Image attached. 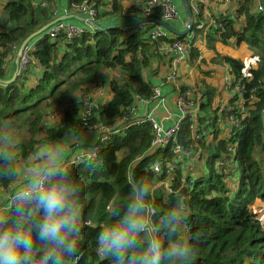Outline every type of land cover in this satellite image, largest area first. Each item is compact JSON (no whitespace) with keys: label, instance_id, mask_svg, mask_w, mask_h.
<instances>
[{"label":"trees","instance_id":"obj_1","mask_svg":"<svg viewBox=\"0 0 264 264\" xmlns=\"http://www.w3.org/2000/svg\"><path fill=\"white\" fill-rule=\"evenodd\" d=\"M39 1L45 6H32L29 0H0V81L10 79L4 66L21 41L53 19L55 1L65 3L73 12L83 2L93 3L94 23L103 26L117 21L121 26V22L138 18L136 3L145 0ZM222 2L229 6L210 15L214 26L195 29L203 22L199 5L185 34L154 42L146 37L147 31L126 34L119 25L93 29L70 41L62 36L50 40L41 33L30 41L27 52L38 68L37 76L26 64L12 82H0V158L13 156L16 170L14 180L0 181L2 197L1 190L17 180L20 167L36 166L41 150L74 133L80 123L79 103L91 88L104 85L108 101L92 111L90 122L111 127L137 98H149L152 79L162 77L170 61L162 51L164 45L172 40L187 44L184 64L189 67L199 58L194 70L203 77L194 82L200 96L194 117L185 115L175 135L176 143L188 151L181 162L173 159L169 144L148 151L150 127L141 124L111 135L96 160H67L60 166L81 182L86 200L84 222H90L84 226L83 254L76 264H109L95 254L96 234L109 220L107 207L126 195L130 172L143 175L154 185L167 181V165L171 167L168 183L173 193L159 187L155 198L161 209H166L175 198L188 197L191 226L202 235L197 264H264V220L251 208L255 201L264 203V12L257 10L255 0ZM154 18L158 19L157 13ZM216 45H245L254 65L249 60L245 69L241 60L218 53ZM206 60L225 68L229 80L224 86L227 89L228 82L233 90L225 103L215 107L217 85L204 81L212 73L202 69ZM103 73L111 77L103 78ZM70 98L73 107L64 110L59 123L43 128L44 117ZM202 131L206 133L203 137L199 135ZM229 147L232 153L227 151ZM186 161L188 167H182ZM155 163L159 173L151 169ZM217 163L221 165L218 168Z\"/></svg>","mask_w":264,"mask_h":264},{"label":"clouds","instance_id":"obj_2","mask_svg":"<svg viewBox=\"0 0 264 264\" xmlns=\"http://www.w3.org/2000/svg\"><path fill=\"white\" fill-rule=\"evenodd\" d=\"M0 159V181L14 180V157ZM127 184L124 198L108 206L96 256L109 264H197L202 235L191 226L188 197L161 209L148 178L132 171ZM85 206L83 186L68 170L50 164L31 171L0 206V264H76Z\"/></svg>","mask_w":264,"mask_h":264},{"label":"built area","instance_id":"obj_3","mask_svg":"<svg viewBox=\"0 0 264 264\" xmlns=\"http://www.w3.org/2000/svg\"><path fill=\"white\" fill-rule=\"evenodd\" d=\"M29 2L32 6H45V3L40 2L39 0H29ZM186 3L189 7L191 16L197 15L199 12L198 6L201 5L202 0H186ZM136 5L139 7L140 17L137 19H131L126 24L121 25L120 30L126 34L132 32L147 31L145 34L146 37L153 42L158 40H164L165 38H167V31L163 29L160 25H158L155 21L158 20L169 24L170 22L179 19L178 11L176 10L172 0H145L142 3H136ZM256 8L258 11H263L259 3H257ZM73 10L74 14L79 15L87 20L93 21V19H95L96 9L93 3L83 2L80 5L75 6ZM54 12V10H51L52 16L54 15ZM155 13L158 14V19L154 18ZM207 20L208 21L206 25H204L205 27L215 25L214 20H212L211 18ZM204 26L199 23L195 26V29H202V27ZM92 30L93 27L90 24H83V26H80L70 22L60 21L49 26L44 31V34L50 40H54L57 37L62 36L66 41H70L73 38L91 32ZM29 48L30 46L26 45L22 49L21 54L19 56H15L16 75L20 73V71L26 66V64H29L34 75L37 76L38 68L35 66L33 61H31L27 56ZM162 51L164 54L170 57L169 64L162 76V83L169 85L173 92L172 105L177 112L176 117L173 119L169 117L167 113H165L163 116L157 118L150 111L146 112L141 117H133L135 115L136 106L139 103L147 104L151 102V104H153V108L157 109L158 107H160L162 110L165 109L166 100L156 86L152 87L151 94L148 99L137 98L135 100L134 105L126 108L125 112L118 119L117 123L111 127H106L98 123L90 122L92 111L97 108L98 103L96 101L93 102L91 100L93 99L92 97H86L79 103L80 111L78 118L80 123L78 127H75L74 132L81 130L86 132L87 134H96V143L89 150H82L80 152L74 153L69 159L68 163L82 161L89 162L96 160L101 153V148L107 143V140L111 135H116L120 131H126L130 127L140 126L141 124H148V126L150 127L151 138L149 141L148 151L169 144L172 146L171 152L173 154V159L176 162H181L183 157L188 156V151H185L183 147L176 143L175 135L185 115H192L194 117L198 100L197 93L194 88H185L182 82L180 83L179 81L180 68L181 66H183L184 61L189 54V46L179 40H172L162 47ZM226 83L227 89L230 92H233V90L230 88V84L228 82ZM93 90L95 95L99 97L102 95L100 89L94 88ZM59 111L58 109H54L49 112L43 119L41 126L43 128H51L54 125L58 124L60 120L57 121V118L61 116L62 107L59 109ZM168 120L170 124L164 126V123ZM229 121V124L231 126L237 127V124H235L232 120ZM205 134V131H202L199 135L203 137ZM232 149V147H229L227 151L229 153H232ZM220 166V163L216 164V168ZM151 169L154 173H159L160 168L159 165L155 163L152 165ZM170 172L171 167L170 165H167L165 168V175L167 176V181H162L161 183H158L156 185L161 186L167 194L173 193V191L170 190L168 183V175L170 174ZM7 190L8 186L3 188L1 192L4 194ZM13 190L14 189L8 191L6 200L8 195ZM89 224V221L84 222V226H89Z\"/></svg>","mask_w":264,"mask_h":264},{"label":"crops","instance_id":"obj_4","mask_svg":"<svg viewBox=\"0 0 264 264\" xmlns=\"http://www.w3.org/2000/svg\"><path fill=\"white\" fill-rule=\"evenodd\" d=\"M172 2L176 6V8L178 10L179 19L175 20V21H172L168 25H170L173 29H175L177 31H181L185 27L184 25L187 22V17H186V15H185V13H184V11L182 9L180 1L179 0H172ZM217 2H218V4H217ZM220 2H221V0H202V3L200 5L201 6L200 10H201L202 19H203V22L201 23L202 25H206V23L208 21L207 19L210 18L211 14H216L218 11H223L224 9H226L229 6V5L226 6L223 2L220 4ZM225 3H227V2H225ZM257 3H258V0H255V6H256ZM54 7L52 9V11L53 10L55 11L54 15H53V19L55 17H59L61 15H66V14L73 13V11H69L67 9L66 4L63 3V2L55 1ZM51 15H52V13H51ZM139 17L140 16H138V18ZM131 19H134V18H130L129 20H131ZM66 22H70V23H73L75 25L83 26L82 23H78V22L73 21V20L72 21L71 20H67ZM114 23H117V25H119V23L117 21L114 22ZM126 23L121 22L120 24L123 25V24H126ZM119 27H120V25H119ZM198 44L202 45V43H200L199 40H198ZM228 46L229 45H227L226 47H224L222 45H216L215 48H216L217 52L218 51L221 52V53L220 52H218V53L225 55L224 53H226V51L228 49ZM222 48H224V51L220 50ZM235 48L239 49L241 51V57L242 58L247 60L246 55H247V57L249 56V58H250L251 53L246 54L245 51L240 49V46L239 47H235ZM16 53H17V49L14 50V52L11 54L10 58L7 60L8 63H9V66L6 67V63H5L4 69L6 70V75H10L11 76L15 72V56H16ZM201 54H202L203 57L207 56L206 50H204V48H203V51L201 52ZM198 61H199V58L197 59V61L195 63L197 64ZM250 61H251L252 66H253L254 65V60L251 59ZM246 62H248V60ZM206 63H207L206 65H209V66L211 65L208 60H206ZM195 66L193 68H191L192 66H190L185 71L183 70V66H181L179 73H181V71L182 72H187V74H189V76H190L191 83H193L191 74L193 75ZM219 69L225 72V68L224 67H219ZM103 74H105V73H103ZM104 77L105 76H103V78ZM152 82H153L152 83V87L156 86L159 89V91L162 94V96L166 100L165 109L162 110L160 107H158L157 109L153 108V104H151V102L147 103V104L139 103L136 106L135 115L133 117L134 118L141 117L146 112L150 111L157 118H159V117L163 116L165 113H167L169 115V117L174 119L176 117V115H177V112H176V110L174 109V107L172 105L173 92H172L171 88L169 87V85L163 84L162 83V77H159V76H157L156 78L154 77L152 79ZM182 84L183 85L186 84L185 81H183ZM192 86H193V84H192ZM98 87H100V88H98ZM98 87L91 88L90 91L88 92V95L86 97H92L93 99H91V100L93 102L96 101L98 103V105H99L100 103H104V102L108 101V95H107V89H106V87H104V85L98 84ZM94 88H97V89L101 90L102 95L100 97L94 94V90H93ZM75 97H78V96H75ZM69 107H73L71 105V103H70V105H66L65 108L62 109L61 116H59V118H57V121L60 120V118L63 117L64 110L69 108ZM169 124H170V122L168 120V121H166L164 123V126H167ZM96 137H97L96 134H87L86 132L81 131V130L75 132L74 134H69L63 140V144H58V147H60V148L59 149L56 148V152L53 155V157H55V158L52 159L51 164L52 165L62 166L67 160H69L71 158V156L74 153L80 152L82 150H89L96 143ZM46 149L47 148H45L44 150H46ZM45 154L48 155V153H45ZM47 158H49V157H47ZM188 162L189 161H186L185 164L182 165V167H188ZM47 163L48 162H46V164L44 162H39L37 165H38V167H40V166L41 167H45V166L49 165ZM34 167L35 166H33V167L25 166V168H23V167L19 168V176H18L17 180L13 184L9 185L8 186V190L2 195V197H0L1 199H3V200H0V206H2L5 203L8 191L12 190V189H15V188H17L19 186H22L23 183L28 179L29 173L34 170Z\"/></svg>","mask_w":264,"mask_h":264},{"label":"rangeland","instance_id":"obj_5","mask_svg":"<svg viewBox=\"0 0 264 264\" xmlns=\"http://www.w3.org/2000/svg\"><path fill=\"white\" fill-rule=\"evenodd\" d=\"M175 6V5H174ZM182 6V5H181ZM175 8H176V6H175ZM255 8V7H254ZM182 9H183V7H182ZM176 10H177V8H176ZM178 11V10H177ZM171 23V22H170ZM169 23V24H170ZM170 35H172L171 33H169L168 31H167V37H170ZM200 43H202V41H200ZM203 44V43H202ZM199 46V49H200V51H203V45H198ZM202 47V48H201ZM224 47H226V46H224ZM240 49H242L243 51H245L246 52V54H248V53H251L250 52V50L245 46V45H240ZM221 51H224V48H222V49H220ZM218 52H220V51H218ZM221 53V52H220ZM225 55H227V56H230V57H232V58H237V59H239V60H241L242 61V63L244 64V66H245V69L246 68H248V62H249V60H251V58H249V56L247 57V55H246V58H247V60H248V62H246L247 60L246 59H244V58H242L241 57V51L239 50V49H236L233 45H229L228 46V49H227V51H226V53H224ZM196 65V63L194 64V65H192V67L191 68H193L194 66ZM252 65V64H251ZM7 66H9V63H8V61L6 62V67ZM189 67V64L188 63H185L184 64V66H183V70L185 71V70H187V68ZM203 70H211V76H212V79H211V76H209L208 78H209V80H204L206 83H208V84H216L217 85V87H216V95L214 96V98H213V106L212 107H215L216 105H218V104H223V103H225L226 102V100H227V98H228V96L229 95H231V92H229L226 88H225V86H224V83H225V80H229V77L226 75V73L224 72V71H222V70H220L218 67H216L215 65H206V66H204L203 68H202ZM162 71V70H161ZM105 77H111V74H105L104 75ZM191 77H192V80H193V83H191V81H190V76H189V74H187V72H182L181 71V73H180V78H179V81H180V83L181 82H183V81H185V83L187 84V85H189V87H193L194 88V90L195 91H197V89L195 88V85H194V82H195V80L196 79H198V78H200V77H203V76H201V75H197V73H196V71L194 70V72H193V75L191 74ZM192 84H193V86H192ZM198 93V92H197ZM198 97H200L199 96V93H198V95H197V98ZM72 98H76V97H72ZM72 98H70L63 106H58V107H56L55 109H58V111H59V109L62 107V109H64L65 108V106L66 105H69L70 103H72L73 101H72ZM54 110V109H53ZM60 112V111H59ZM46 117V116H45ZM44 117V118H45ZM61 119V118H60ZM75 133V132H74ZM74 133H72V134H74ZM59 144H63V141L61 142V143H59ZM47 149L46 150H41V152L39 153V161L40 162H44L45 164H46V162H48L47 164H51V161H52V159L53 158H55V157H53V155L55 154V152H56V148L57 149H59L60 147H58V144L57 143H52V144H50L49 146H47L46 147ZM45 153H48V155L47 154H45ZM47 157H49V158H47ZM51 158V159H50ZM48 159V160H47ZM47 160V161H46ZM46 161V162H45ZM41 167V166H40ZM40 167H38V165L37 166H35L34 167V169H36V168H40ZM41 168H43V167H41ZM202 170V169H201ZM233 177H235V175H233ZM232 176H230V178H231V182L234 180V178H233ZM158 183H156V184H154V186H155V189H157V188H159V187H161V186H156ZM0 200H3V199H1L0 198ZM251 208H252V212L261 220V221H263L264 220V203H262V202H260V201H255L253 204H252V206H251Z\"/></svg>","mask_w":264,"mask_h":264},{"label":"water","instance_id":"obj_6","mask_svg":"<svg viewBox=\"0 0 264 264\" xmlns=\"http://www.w3.org/2000/svg\"><path fill=\"white\" fill-rule=\"evenodd\" d=\"M182 7H183V11L187 17V22L185 27L181 30V31H177L175 29H173L170 25L162 22V21H158L156 20L155 22L160 25L163 29H165L166 31H168L169 33H171L172 35H182L185 34L192 22V16L191 13L189 11V7L186 3V0H179ZM258 3L260 5V7L262 8L263 12H264V0H258ZM67 20H73L76 21L78 23H82V24H90L94 30H106V29H110V28H114L115 26H117V23H112V24H107V25H103V26H99L96 23H94L93 21L87 20L79 15L70 13V14H66V15H61L59 17H55L54 19H52L51 21H49L48 23L42 25L40 28H38L36 31L32 32L31 34H29L23 41H21V43L19 44L18 48H17V53L16 56H19L21 54L22 49L26 46L29 45L30 41L36 37L37 35L44 33V31L51 25H53L56 22H60V21H67ZM15 65H16V61H15ZM16 76V73L14 72L10 79L7 81H0L1 83H9L12 82L14 80Z\"/></svg>","mask_w":264,"mask_h":264}]
</instances>
